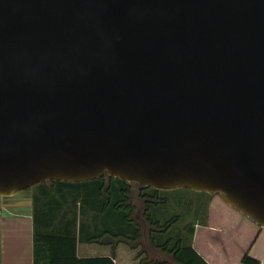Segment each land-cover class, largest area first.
<instances>
[{"label":"water","instance_id":"1","mask_svg":"<svg viewBox=\"0 0 264 264\" xmlns=\"http://www.w3.org/2000/svg\"><path fill=\"white\" fill-rule=\"evenodd\" d=\"M105 175L264 228V0H0V197Z\"/></svg>","mask_w":264,"mask_h":264},{"label":"trees","instance_id":"2","mask_svg":"<svg viewBox=\"0 0 264 264\" xmlns=\"http://www.w3.org/2000/svg\"><path fill=\"white\" fill-rule=\"evenodd\" d=\"M133 185L105 175L86 183L50 181L36 186L40 196L34 197L33 208L34 264H114L116 241L134 244V247L140 245L144 233L134 218L137 206L131 199ZM66 190H71L75 196L81 198L82 212L77 213L76 210L77 204L81 201L77 204L74 201L75 210H72L71 214L69 212L59 214L62 206H67ZM151 190L155 193L160 192L156 189ZM152 197L155 199L157 195ZM208 197L206 222L198 228L199 253L192 246L194 225L185 227L189 234L186 238L177 234L176 240L168 238L162 241L159 233L169 231L180 219L174 218L160 226L149 215L148 206L144 213L145 219L154 228L149 234L150 244L171 255L177 264H209L205 259L212 264H219L217 257L224 253L231 261L238 259L239 264H260L257 259L250 256L249 251L262 228L234 210L218 195ZM87 207L95 212L92 225L84 223L82 219L78 220L79 215L80 218L86 215ZM67 209L72 207L67 206ZM39 213L42 215L40 231L37 225ZM79 243L108 244L112 246L113 252L110 257L79 258L77 256ZM210 250H214L212 254L209 253ZM1 257L0 234V262Z\"/></svg>","mask_w":264,"mask_h":264},{"label":"rangeland","instance_id":"3","mask_svg":"<svg viewBox=\"0 0 264 264\" xmlns=\"http://www.w3.org/2000/svg\"><path fill=\"white\" fill-rule=\"evenodd\" d=\"M141 187L142 186L139 184L133 185V194L131 199L137 206L134 212V218L138 221L139 225L143 229L144 239L140 244L141 246L137 245L134 247V244H127L124 242L122 245L123 247H126L131 251L132 249H136V254H143L144 251L148 250L151 253L152 259L160 258L170 260V256L166 257L160 252L155 251V249L150 244L149 234L154 230V228H152V226L145 219V215L143 214L144 209L142 208V206H144V203H146L145 209L149 206V215L153 218L154 221H157L160 226H163L166 222L174 218H179V222L175 223L169 231L159 233L162 241H165L168 238H173L174 240H176V238L178 237V232L183 229V227H188L190 225H202L206 222L209 197L204 193H197L188 189L175 191L159 190L160 192L155 193L151 190L152 188L143 189ZM65 193L67 195V206L72 207V209H67V206L64 205L62 206V211H60L59 214H61L62 212H69L71 214L72 210H75L73 204L75 202L77 204L79 201H81V198L75 196V193H72L71 190H66ZM69 193L72 195H69ZM155 195H157V198L154 199L152 196ZM35 196H40L39 190L36 187L23 191L11 198L0 197V208L2 204L18 203L21 205H28L29 208L33 210ZM38 205L41 206L40 203H38ZM82 207L83 204L81 201V203L77 204V213H80V211L82 212ZM86 209L88 210L86 215L82 218H80L79 215L78 220L82 219L84 223L92 225V217L95 215V212L89 210L88 207ZM37 219V225L40 231L42 228V215L40 213ZM145 257H147V254H144L141 259H144Z\"/></svg>","mask_w":264,"mask_h":264},{"label":"crops","instance_id":"4","mask_svg":"<svg viewBox=\"0 0 264 264\" xmlns=\"http://www.w3.org/2000/svg\"><path fill=\"white\" fill-rule=\"evenodd\" d=\"M198 228H200V225L195 226L192 240V246L197 253H199L197 248L199 244ZM0 234L2 249L0 264H34V213L28 205L18 203L2 204L0 208ZM178 234L182 238H186L189 235L185 227ZM122 244L118 241L114 243V264H177L171 255L164 253L154 246L152 247L155 251L160 252L166 257L170 256V260L152 259L151 253L148 250L144 251L143 254H136V249H132L131 251L123 247ZM213 251L210 250L209 253L212 254ZM112 252V246L108 244L79 243L77 247V256L79 258L110 257ZM144 254H147V257L141 259ZM249 254L251 257L257 259L260 264H264V228L261 229ZM217 259L219 264H239L238 259L231 261L225 253L218 255ZM205 261L212 264L208 259H205Z\"/></svg>","mask_w":264,"mask_h":264},{"label":"flooded vegetation","instance_id":"5","mask_svg":"<svg viewBox=\"0 0 264 264\" xmlns=\"http://www.w3.org/2000/svg\"><path fill=\"white\" fill-rule=\"evenodd\" d=\"M135 204V203H134ZM142 208L144 209L143 211V214L145 213V203H144V206H142Z\"/></svg>","mask_w":264,"mask_h":264}]
</instances>
